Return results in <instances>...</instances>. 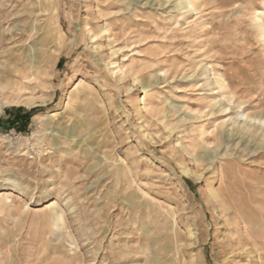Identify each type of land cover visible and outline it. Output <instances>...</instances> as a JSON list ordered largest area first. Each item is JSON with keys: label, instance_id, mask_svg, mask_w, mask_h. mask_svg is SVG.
<instances>
[{"label": "rangeland", "instance_id": "obj_1", "mask_svg": "<svg viewBox=\"0 0 264 264\" xmlns=\"http://www.w3.org/2000/svg\"><path fill=\"white\" fill-rule=\"evenodd\" d=\"M179 3L0 0V264H264V0Z\"/></svg>", "mask_w": 264, "mask_h": 264}, {"label": "bare ground", "instance_id": "obj_2", "mask_svg": "<svg viewBox=\"0 0 264 264\" xmlns=\"http://www.w3.org/2000/svg\"><path fill=\"white\" fill-rule=\"evenodd\" d=\"M179 1H180L179 6L182 9H186V11L196 12V13H199L201 11L200 8L202 6H205V4H206V0H179ZM201 12H204V11H201ZM193 15H194V13H193ZM262 15H264V10L255 16V19H256L255 26H256V29L258 30L260 36L264 37V18L262 17ZM196 16H197V14H196ZM28 61H29V64H27V66L24 65L23 67H19V66H14V64H13V66L12 65L6 66V67L4 66L5 68L0 69V81L1 82L5 81V83H6L5 86H3V84L0 83V91L5 90L7 93H10L13 91H18L19 93H23L26 89L30 88L31 82L29 83V81L32 79V77L35 78V76L41 75V73L44 71V69L41 66V61H40L38 54H35L34 56H30ZM18 64H19V62H18ZM205 70H207L206 67H205ZM209 74H211V73H209ZM213 75H214V77H212V78L214 79L216 86H214V82L211 79V81L209 83L211 88H208L209 90L212 91L213 89L215 90L216 88H218L219 90H224V89L230 87L229 82L225 83V80L222 78V76H220L221 74H217L215 71H213ZM206 79L210 80V78L208 76H206ZM231 90H233V89H231ZM213 92L211 95H213ZM230 93H231V95L229 93L227 94V91L224 93H221V96H223L222 97L223 99L221 98V99L217 100V102L211 103L209 105L210 108L217 106V104H219V106H220L219 111H223L226 113L232 112L233 109H235L234 106H235V103H237V102L234 100V93L232 91ZM203 98H205V97H203ZM213 99H217V98L214 96V98H212V100ZM224 101H226V102H224ZM238 102H240V101H238ZM6 103H9V101H5V104ZM242 104H243V102H240L238 105H236V107L238 106L240 108L242 106ZM260 106L261 105H258L259 108H260ZM246 111L247 110H243L241 113V118H243V120H244L243 124L245 125L244 129L246 130V132H243V131H240V132H242L244 134V136L247 135V136L255 139L259 136L258 135L259 131H263V133H264V116L259 115L258 113L256 115L248 114ZM210 113H214L213 109L210 110ZM237 113H238V111H237ZM230 120H233L234 123H236V121H237V120H234L232 118H230ZM232 131H234V129H232ZM223 137H224L223 133H217L213 138L215 140L221 142V141H223ZM262 140L264 141V134L262 135ZM2 198H4V197L0 195V199H2ZM56 202L50 203L47 206V208L55 209L54 205L57 204ZM51 216L55 221L63 220L64 219V211L61 209L60 210L55 209V211H53Z\"/></svg>", "mask_w": 264, "mask_h": 264}, {"label": "trees", "instance_id": "obj_3", "mask_svg": "<svg viewBox=\"0 0 264 264\" xmlns=\"http://www.w3.org/2000/svg\"><path fill=\"white\" fill-rule=\"evenodd\" d=\"M36 110H37V107H36V108H33V109H31V110H30V112L28 113V115H29L28 117H30V114L34 113Z\"/></svg>", "mask_w": 264, "mask_h": 264}]
</instances>
